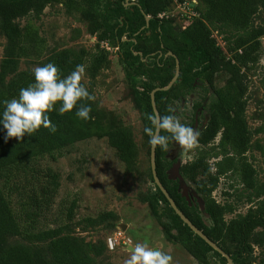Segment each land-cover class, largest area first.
Here are the masks:
<instances>
[{
	"label": "trees",
	"instance_id": "obj_1",
	"mask_svg": "<svg viewBox=\"0 0 264 264\" xmlns=\"http://www.w3.org/2000/svg\"><path fill=\"white\" fill-rule=\"evenodd\" d=\"M134 2L125 6V0H0V34L6 39L0 61V119L5 108L2 101L18 98L20 89L35 83L34 71L20 70L22 59H33L39 66L52 63L61 78L82 64L90 77L95 78L107 60V53L98 43L107 42L118 48V61L133 104L141 114L149 156V137L144 128L151 126L146 115L153 114L150 92L165 87L173 77L175 58L167 55L171 52L179 60L180 73L169 90L155 92L159 115H170V104L199 86L209 88L214 97L207 107V121L198 130L196 157L179 166V174L193 185L204 210L200 211L196 199L188 202L181 195L177 179L168 178L169 169L179 160L165 161L166 151L160 147L155 151L156 175L177 208L229 255L233 264H254V247H264V182L258 180L246 156L251 144L245 122L246 87L241 69L258 61L264 28L255 26L253 17L260 9L264 12V0H196L192 5L197 16L184 28L174 17H158L170 12L174 0ZM51 4L61 5L87 23L89 33L97 35L95 53L53 49L41 58L45 42L37 28L29 23L21 28L16 20L29 15L38 19ZM145 16L150 18L147 25ZM212 29L224 35L231 56L216 43ZM220 77L225 79L224 85L217 87L215 81ZM80 103L85 102H78L77 107ZM87 103L91 104L92 118L85 121L75 115L76 108L59 114L62 102L57 101L54 110L47 113L57 127L54 134L41 126L35 133L26 134L22 141L11 138L5 142L6 131L0 124V264H110L101 260L105 251H109L105 240L86 241L75 233L71 224L75 201L64 206L54 221L50 220L59 184L57 175L44 161H56L68 147L91 138H105L125 171L130 174L136 171L138 152L131 128L96 110L93 101ZM200 106L195 104L193 111ZM192 123L193 120L184 125L191 127ZM172 142L169 140L168 146ZM211 159L217 160L210 163ZM148 177L154 184L151 168ZM223 178L240 186L239 192L232 183L229 189L235 188L236 199H244L248 205L246 213L229 220L225 216L234 214V206L218 203L212 197ZM140 199L160 220L167 240L182 246L198 264H215L212 258L226 264L225 258L181 221L157 186ZM62 214L64 218L60 217ZM82 222L83 231L99 226L114 231L119 225L113 212L87 217Z\"/></svg>",
	"mask_w": 264,
	"mask_h": 264
},
{
	"label": "rangeland",
	"instance_id": "obj_2",
	"mask_svg": "<svg viewBox=\"0 0 264 264\" xmlns=\"http://www.w3.org/2000/svg\"><path fill=\"white\" fill-rule=\"evenodd\" d=\"M179 2V0H174L170 14H175L176 23L185 27L188 23L186 24V20L182 19L181 13L177 9ZM253 22L255 26L264 28L262 9L253 17ZM16 23L21 28L28 23L37 28L39 36L45 42L41 58H44L53 49L70 48L76 51L83 49L86 55L97 51V35L89 33L87 23L78 14L66 12L59 4L47 6L38 19L29 15L16 20ZM211 34L216 43L225 50L227 56H231L225 45L224 35L219 33L218 29H212ZM105 43L107 42L98 44L99 48L107 53L106 64L102 66L95 78L90 77L85 67V74L81 82L95 96L93 103L96 110L107 116L115 117L122 124L131 128L138 152L136 171L132 174L125 171V166L119 161L115 150L108 145L105 138H91L68 147L63 151L62 157L56 161H44V165L51 167L57 175L59 184L50 220L54 221L64 206L68 207L75 201L74 219L71 223L75 227V233L84 237L86 241H104L113 230L99 226L83 231L82 220L87 217L95 218L101 213L113 212L118 217V223L127 226L125 234L131 239L132 247L137 243H147L152 249L170 254L173 257L172 264H198L182 246L167 240L163 234L160 220L152 214L146 203L141 202L140 198L154 186L148 177L150 164L147 144L142 134V118L133 104L123 68L118 61L117 49ZM260 43L257 63L242 68L241 73L243 84L246 87L245 122L251 144L246 156L255 168L258 180L264 182V152L261 151V149L264 151V129L261 130V127L264 128V38L260 39ZM5 46L6 39L0 34V61ZM32 60L22 59L19 64L20 70L34 71L35 67L39 65ZM224 80L223 77L216 79L215 86L222 87ZM213 98L209 88L199 86L183 99L170 104L169 110L172 115L180 119L182 124H191L193 120L192 106L198 103L201 106L204 104L202 114L198 118L202 119L203 116L208 118L207 107ZM200 124V122L197 123L196 130L201 129ZM191 127H193V123ZM217 141L218 137L214 144ZM198 151L197 144L192 149H186L181 148L176 142H172L166 150L165 161L177 159L180 164H184L192 161ZM215 160L217 159H211L209 162ZM231 183L239 192L240 186L236 182L223 178L212 193V197L218 203L227 202L234 206V214H227L226 220L236 214L246 213L248 208L244 199H236L237 193H233L235 188L229 189ZM187 185L189 190L194 191L193 185ZM225 192H228L229 196H226ZM60 217L64 218V215L62 214ZM76 223L77 226H74ZM130 255L131 251L118 248L114 251H105L101 260L104 263L125 264ZM254 258V264H264V247L261 249L254 247ZM212 262L220 264L217 258H212Z\"/></svg>",
	"mask_w": 264,
	"mask_h": 264
},
{
	"label": "clouds",
	"instance_id": "obj_3",
	"mask_svg": "<svg viewBox=\"0 0 264 264\" xmlns=\"http://www.w3.org/2000/svg\"><path fill=\"white\" fill-rule=\"evenodd\" d=\"M84 74L85 66L82 64L77 65L75 70L64 78H61L59 69L52 63L35 67V83L20 89L18 98L2 101L5 108L0 124L6 131L5 142L11 138L22 141L26 134L35 133L41 126L54 134L57 127L47 113L54 110L57 101L62 102L58 109L59 114L69 113L76 108L75 115L79 119H91L92 107L87 102L95 101V96L81 83ZM81 101L85 103H80L77 107ZM146 115L151 126H145L144 132L149 137L152 150L160 147L166 151L169 140L186 149H192L198 143V130L182 124L177 116ZM162 132L170 135H162ZM172 261L170 254L152 249L147 243H137L131 249L130 258L125 264H172Z\"/></svg>",
	"mask_w": 264,
	"mask_h": 264
},
{
	"label": "water",
	"instance_id": "obj_4",
	"mask_svg": "<svg viewBox=\"0 0 264 264\" xmlns=\"http://www.w3.org/2000/svg\"><path fill=\"white\" fill-rule=\"evenodd\" d=\"M126 1H128V0H126ZM149 19H150L149 16H145L146 25L148 24ZM139 55H141V54H139ZM167 55L173 56L175 58V73H174L173 77L171 78L170 82L165 87H158V88L153 89L150 92V102H151V108H152L153 114H159L158 111H157V108H156V104H155V98H154L155 92L169 90L171 88V86L176 82V80H177V78L179 76V73H180L179 72V60L171 52H168ZM155 151H156V149L152 150V148L150 147L149 162H150V168H151V173H152V178H153L154 185L159 188V190L162 192V194L164 195V197L168 201L170 207L173 209L175 214L181 219V221L184 224H186L192 230V232L194 234H196L198 237H200L214 251H216L223 258H225L226 264H233L231 258L229 257V255H227L219 246H217V244H215L213 241H211L201 230H199L195 225H193L192 222L177 208L175 202L169 196L168 192L163 187V185L161 184V182L159 181V179H158V177L156 175V165H155V157H156V155H155ZM179 166H180V162L174 164L172 166V168L169 169L168 178L170 180L177 179L178 180V190L181 192V195L183 197H185V199L188 202L191 200V198L192 199H196L198 204H199L200 211H203L204 208H203L202 200L195 193V191L189 190V186L187 185L185 180L179 174ZM205 216L208 217L207 214H205ZM119 228L121 230L125 231L127 226L125 224H119ZM132 248L133 247L128 248V251L130 252Z\"/></svg>",
	"mask_w": 264,
	"mask_h": 264
},
{
	"label": "built area",
	"instance_id": "obj_5",
	"mask_svg": "<svg viewBox=\"0 0 264 264\" xmlns=\"http://www.w3.org/2000/svg\"><path fill=\"white\" fill-rule=\"evenodd\" d=\"M192 4H196V0H186L183 2H179L177 4V9L180 13L187 14L188 18L191 19L192 17L197 16V13L194 11V7ZM170 13L171 12L162 13L158 17L162 18L163 16H167ZM105 44L107 45V43ZM105 244L109 251H114L118 248H122L125 251H128V248L132 246V241L128 236H126L125 231L117 227L116 230H114L105 238Z\"/></svg>",
	"mask_w": 264,
	"mask_h": 264
},
{
	"label": "flooded vegetation",
	"instance_id": "obj_6",
	"mask_svg": "<svg viewBox=\"0 0 264 264\" xmlns=\"http://www.w3.org/2000/svg\"><path fill=\"white\" fill-rule=\"evenodd\" d=\"M130 4H135V2H134V0H128V1H126L125 0V6H128V5H130ZM180 13V12H179ZM182 14V13H181ZM180 14V15H181ZM177 15V14H176ZM175 16V14L173 15V14H169V15H167V16H163V17H174ZM178 16V15H177ZM181 17H182V19H184V20H186L185 22H186V24L188 23L189 24V22H190V20H188V19H190V18H188V15L187 14H182L181 15ZM187 24V25H188ZM186 27V26H185ZM182 28H184V27H182ZM114 48H116V47H114ZM116 49H118V48H116ZM155 89V88H154ZM195 105V104H194ZM193 105V106H194ZM193 106H192V118H193V128L194 129H196V126H197V123H201L200 124V126H203V125H205V123H206V119L207 118H205V116H203V118L202 119H199L198 118V116L199 115H201L202 114V110H203V108H204V104H202V106H200V107H198L195 111H193ZM170 115H172V114H170ZM198 119H199V121H198ZM198 121V122H197ZM173 160V159H172ZM191 198V197H190ZM191 200H193L192 198H191ZM190 200V201H191ZM189 201V202H190Z\"/></svg>",
	"mask_w": 264,
	"mask_h": 264
}]
</instances>
